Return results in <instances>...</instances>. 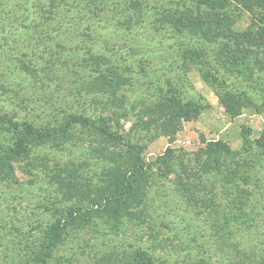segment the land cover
<instances>
[{
	"label": "rangeland",
	"instance_id": "obj_1",
	"mask_svg": "<svg viewBox=\"0 0 264 264\" xmlns=\"http://www.w3.org/2000/svg\"><path fill=\"white\" fill-rule=\"evenodd\" d=\"M169 1L0 0V264H38L50 227L81 207L97 211L92 223H71L49 264H132L137 251L157 264H264V152L254 145L264 130V55L210 53L219 70L210 83L198 65L178 69L177 52L174 60H130L132 47L160 51L152 22ZM249 16L229 19L225 30L250 31ZM49 31L70 36L44 38ZM76 44L78 60H65ZM167 81L208 108L191 121L157 120L152 107ZM72 114L105 118L111 130L121 117L119 135L142 150L96 127L69 126ZM2 120L31 123L49 138H32L26 155L7 158L12 135ZM168 149L167 166L159 159ZM208 150L223 154L225 172L244 157L248 165L226 186L223 171H201ZM139 163L151 168L144 203L116 217L102 190L116 169Z\"/></svg>",
	"mask_w": 264,
	"mask_h": 264
},
{
	"label": "trees",
	"instance_id": "obj_2",
	"mask_svg": "<svg viewBox=\"0 0 264 264\" xmlns=\"http://www.w3.org/2000/svg\"><path fill=\"white\" fill-rule=\"evenodd\" d=\"M164 7H166V10H162V12L160 11L155 15L156 20L152 22L154 29L159 33V41L155 46L160 51L156 53L150 47L145 50L140 49V47H132L129 51L130 60H148L150 63L151 60H174L170 55L177 52L178 57L176 60H184L182 61L184 65L178 66L180 67L178 69H181L183 66L187 67L188 64L192 66L198 65L201 67L202 78L207 83H210L212 78L219 79V70L207 61L214 60L210 58V53L217 55L216 60H221L220 53L222 51L226 53L231 52L233 59L236 58L237 53L252 54L256 57L264 55V0H170L168 6ZM202 9L205 10L206 15L200 14ZM230 9L233 10L234 14L231 15V18H228V15L225 13ZM193 12H198V14L195 15ZM245 12L250 14L249 21L252 25V27L250 26V31L235 32L233 30L234 32H232L225 30V27L230 26L228 24L230 22L228 21L229 19L233 21L235 18L238 21ZM255 26L258 27L257 30H255ZM69 36L70 33L67 32L49 31L44 33V38L52 39L65 38L68 40ZM79 36L83 40V37L87 35L82 32ZM212 46H220V49H222L216 52ZM79 54H81V51L77 44L69 45L65 60H78L75 57L77 55L79 57ZM93 55L96 57V54ZM104 57L102 56V58L99 57L97 59L102 60ZM111 77L113 81L117 77V72H112ZM120 82L126 83L127 80L120 77ZM166 84L167 88L161 89L162 96L159 95L161 99L152 107V115L156 112L157 120L165 117L167 123L191 121L197 119L208 108L206 100L201 96L191 100H184L181 98V95H177L174 84L171 81H167ZM253 106L256 107L254 104ZM114 115L119 116L117 113ZM69 117V126L96 127L101 134L125 146L128 151L138 153L142 150L141 146L132 144L128 137L119 135L118 131L122 129V126H120L121 117L116 120L119 126L113 128V130H111V127L105 126L107 120L105 118L92 119L80 114H72ZM2 122L3 127H7L12 135V143L8 148L9 154L7 153V158L26 155L33 145L30 141L32 138L38 137L42 141L49 138L41 129L31 123L19 124L13 121L7 122L6 120H2ZM140 123L143 128L149 125L143 119H140ZM99 124H104V126L97 127ZM254 145L258 150L264 152V130ZM227 152L230 154V149ZM236 154L237 158L242 155L241 152ZM250 154L258 156L255 152L251 153L250 151ZM221 155L223 154L219 151L214 153L209 150L206 151L205 155L200 159L201 171L208 174L223 171L224 185L231 186L232 183L238 180L240 175L238 170L246 167V164L248 165L246 161L249 158L238 159L237 170L228 169L225 172L226 169L222 168L220 161ZM262 155L264 157V153ZM205 156L206 158H204ZM173 157L174 151L168 149L166 154L160 157L159 160L168 166L172 162ZM2 159L0 158V163ZM169 169L172 170L173 167H169ZM150 171L151 168H146L144 163L132 165L129 167V170L121 167L116 169L112 173L109 184L102 190L100 199L105 202L106 209L107 206L112 207L111 212L116 217L123 215L124 217H130V213L127 210L133 205L138 204L142 206L144 203L148 173ZM95 213L97 211L93 208L81 207L70 210L66 224L52 225L50 227L48 237H46L48 244L44 245L46 251H42L44 249L42 246L40 255L37 256L38 258L34 262L49 264L52 259L53 250L60 245L63 235L69 229V225L71 223L91 224ZM132 264L157 263L148 253L137 251Z\"/></svg>",
	"mask_w": 264,
	"mask_h": 264
}]
</instances>
